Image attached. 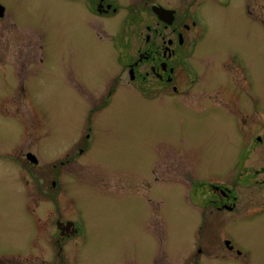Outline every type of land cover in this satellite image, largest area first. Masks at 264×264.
Segmentation results:
<instances>
[{
  "label": "rangeland",
  "instance_id": "rangeland-1",
  "mask_svg": "<svg viewBox=\"0 0 264 264\" xmlns=\"http://www.w3.org/2000/svg\"><path fill=\"white\" fill-rule=\"evenodd\" d=\"M2 1L8 18L0 19V63L7 60L14 75L20 78V72L26 79L21 81L27 82L32 102L22 98L19 90L8 94L0 107L5 113L0 115V145L11 147L20 137L25 146L33 139L41 145L38 170L41 168L46 181L43 190H49V171H56L52 164L71 161L72 156L79 154V147H84L81 142L88 140L90 108L99 106L92 113L89 148L73 163L61 167L72 172L67 194L86 227L83 239L76 241L71 252L73 264H196L198 259L204 264H226L222 263L225 259L213 258L210 251L212 240L218 244L217 237L250 252L251 261L264 264L263 210L227 220L226 216H211L210 206L197 208L186 198L190 194L188 182L203 195L208 193L210 182L223 179L231 183L240 178V168L236 166L240 137L225 119L232 116L220 115L207 105L190 109L179 103L210 101L208 94L179 97L169 93L163 102L160 98L145 100L133 93L127 74L114 78L120 67L113 68L106 43L112 31L98 29L99 40L96 36L83 38L81 29L63 23L66 10L56 11L51 0ZM71 12L79 16L77 10ZM75 27L84 28L81 22ZM239 36V40L231 38L228 44L239 47L246 61L252 62L250 42ZM39 41L45 50L43 60L36 66ZM259 43L256 66L252 67L254 87L249 94L260 96L264 104L261 34ZM207 45L209 55L219 53L215 45ZM219 59L209 69L210 84L220 75ZM23 64L28 65L27 69ZM19 82L17 78L16 83L11 80L10 84ZM115 84L118 91L98 105L104 97L107 99ZM258 122L264 125V118ZM25 146L22 148H29ZM14 165L0 159V251H30L26 264L49 260L50 252L43 247L48 243L39 237L36 242L35 235L28 233L33 229L28 223L32 212L26 210L27 193L19 179L20 170ZM27 165L30 166L28 162ZM139 177H149L153 190L158 186L159 198L154 199H164L163 205L153 202L154 213L150 217L139 198L141 192L132 189ZM259 178L264 179V175ZM40 196L49 195L41 192ZM263 199L264 186L249 183L243 187L242 203ZM199 209L200 214L206 212L205 218H201ZM37 245L42 248L37 249ZM229 261L237 263L235 259Z\"/></svg>",
  "mask_w": 264,
  "mask_h": 264
},
{
  "label": "flooded vegetation",
  "instance_id": "flooded-vegetation-1",
  "mask_svg": "<svg viewBox=\"0 0 264 264\" xmlns=\"http://www.w3.org/2000/svg\"><path fill=\"white\" fill-rule=\"evenodd\" d=\"M51 1L55 3L52 8L56 11H62V8L66 10L63 23L68 27L81 29L83 38H100L98 29L113 32L106 43L113 68L120 67L114 78L127 74L129 83L133 85V93L137 96L148 101L160 98L163 102L164 96L169 93L179 97L192 93L199 96L208 94L210 101L202 100L197 103L181 100L179 103L190 109H200L203 108L201 105H207L216 109L220 115L229 113L232 116L225 119L231 122L240 137V157L236 161L237 169L240 168L241 172L240 178L231 183H226L227 180L223 179L210 182L208 193L203 195L198 193L197 186L192 189L191 182H188L190 194L186 198L193 201L194 207L210 206L211 216H226L227 220H235L252 212L259 213L257 210L264 212V199L257 203H242L245 185L257 183L264 186V179L259 178L264 175V125L258 122L264 118V104L260 96L249 94L254 87L252 67L256 66L255 60L258 58L255 57V52L260 49L259 36H264V0H66L70 6L61 0ZM72 10H77L79 16L76 17ZM0 11V19L8 18L7 7L2 0ZM79 22L84 28L75 27ZM239 34L250 42L248 49L254 55L252 62L246 61L239 47L228 44L231 38L239 40ZM208 43L212 44V48L215 45L219 53L209 55L208 48L205 49ZM37 44L36 66L43 60L45 50L41 41ZM219 57L220 75L210 84L209 69ZM1 61L0 107L8 94L16 90L31 103L27 82L21 81L26 79L20 72V78L16 77L15 70H11L7 60ZM27 66L23 64L25 69ZM17 78L19 84H10L11 80L16 83ZM116 82H119V78ZM117 87L118 84L111 87L107 99L104 97V101L98 105L111 99L118 91ZM95 107L96 105L90 108L88 140L86 143L81 142L84 147H79V154L72 156L71 161L67 159L60 165L52 164L55 172L48 170L52 174L49 190L45 187V191L43 190L46 181L42 178L41 168L38 170L41 145L35 139L32 140L33 143L27 144L29 148H22L25 146L23 137L11 147L0 145V159L10 161L15 164L13 168L20 170L19 179L27 193L24 198L25 207L32 212V220L28 223L33 229L28 230V233L35 235L34 241L37 242L39 237L48 243L43 247L50 252V259L33 261L34 264H73L71 254L78 244L76 241L81 242L86 232L83 219L80 214L75 213L73 200L67 194V182L72 172L61 167L63 164L73 163L89 148L93 131L92 113L99 106ZM0 115L5 116V113L0 110ZM255 161L257 162L253 163ZM200 184L203 183L198 182ZM133 186L132 189L141 192L139 198L148 212L147 216L154 213L151 211L154 201H157V205H163V198L154 199L157 197L158 186L153 190L149 177H139ZM41 192L48 193V198H42ZM198 212L201 218L207 216L206 212L200 214V209ZM217 238L218 244L216 240L211 241L213 258L225 259L222 263L226 264H230L232 261L229 260L232 259H235L236 264H262L251 261L250 252L243 251L233 242ZM39 248L42 247L37 245V249ZM198 252L202 253L201 246ZM28 253L30 251H0V264H26ZM13 257L21 260L14 261ZM204 263V260H196V264Z\"/></svg>",
  "mask_w": 264,
  "mask_h": 264
},
{
  "label": "water",
  "instance_id": "water-1",
  "mask_svg": "<svg viewBox=\"0 0 264 264\" xmlns=\"http://www.w3.org/2000/svg\"><path fill=\"white\" fill-rule=\"evenodd\" d=\"M3 9V8H2ZM2 14V11H0V15Z\"/></svg>",
  "mask_w": 264,
  "mask_h": 264
}]
</instances>
